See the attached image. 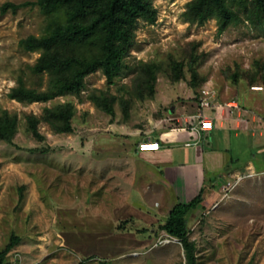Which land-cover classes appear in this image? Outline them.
I'll use <instances>...</instances> for the list:
<instances>
[{"label": "rangeland", "instance_id": "1", "mask_svg": "<svg viewBox=\"0 0 264 264\" xmlns=\"http://www.w3.org/2000/svg\"><path fill=\"white\" fill-rule=\"evenodd\" d=\"M6 1L35 0H0V7ZM150 1L155 20H138L133 47L120 56L111 81L98 68L78 90L45 101H19L9 92L19 78L38 92L56 91V71L33 70L41 51L19 45L28 35H48L49 18L37 5L0 10L2 263L188 264L182 242L158 229L164 211L129 214L124 172L116 160L100 157L98 146L180 126L175 117L195 111L202 88L223 107L252 111L261 125L258 145L242 137L234 146L240 164L264 155V13L254 0H224L235 20L220 32L217 13L198 22L192 12L198 0ZM55 18L65 23L67 10ZM104 44L100 36L93 46L59 50L89 59L102 55ZM51 113L68 117L71 130H61L65 121ZM240 176L231 193L191 212L187 238L195 264H264V172Z\"/></svg>", "mask_w": 264, "mask_h": 264}, {"label": "crops", "instance_id": "2", "mask_svg": "<svg viewBox=\"0 0 264 264\" xmlns=\"http://www.w3.org/2000/svg\"><path fill=\"white\" fill-rule=\"evenodd\" d=\"M191 113L188 109V114ZM203 113L212 119L213 127L199 129L194 135L186 122L189 117L177 116L178 127L144 131L123 142L114 136L99 143L98 153H102L99 156L116 160L124 172L127 181L124 200L131 216L164 211L166 217L175 203L189 202L200 192L203 195L200 205H211L225 182H234L246 172H264L262 147L259 149L262 155L256 153L243 164L233 150L234 146L238 149L244 137L253 145L260 142L258 136L263 129L256 124L252 111L221 106L204 109ZM143 140L158 141L160 148L141 152L137 144Z\"/></svg>", "mask_w": 264, "mask_h": 264}, {"label": "trees", "instance_id": "3", "mask_svg": "<svg viewBox=\"0 0 264 264\" xmlns=\"http://www.w3.org/2000/svg\"><path fill=\"white\" fill-rule=\"evenodd\" d=\"M257 7L264 13V0H254ZM27 4L37 5L49 18V34L43 36L28 35L19 40L21 48L27 51L40 50L41 55L33 66L37 73L44 71L55 72L58 76L54 80L56 91L52 93L38 92L36 89L24 85L22 78L18 84L11 88L9 97L19 101H45L54 95L80 88L82 79L90 72L101 68L111 81L112 73L121 68L120 56L133 47V28L138 20L153 23L155 10L150 0H35L33 2L14 3L4 2L0 10L15 12L18 8ZM63 9L67 10L65 23L57 21L55 16ZM200 24L204 23L208 15L217 13L220 18L219 31L235 20V15L224 5V0H198L192 6ZM95 14L94 17H91ZM103 38L104 45L102 55H95L88 59L83 55H68L63 57L61 47L89 45L93 46L95 39ZM73 69V70H72ZM72 70V75L66 72ZM65 73V74H64ZM52 114V113H51ZM55 120L65 121L61 130H71L68 117L56 116ZM5 128V127H4ZM5 134V130L1 131ZM203 200L202 192L189 202H177L168 212L166 218L158 225L171 237L180 240L186 252L188 264H195L194 244L188 240V219L191 212ZM134 218L125 219L117 225L122 228ZM17 238H13L9 246L13 245ZM0 253V264L2 263Z\"/></svg>", "mask_w": 264, "mask_h": 264}, {"label": "built area", "instance_id": "4", "mask_svg": "<svg viewBox=\"0 0 264 264\" xmlns=\"http://www.w3.org/2000/svg\"><path fill=\"white\" fill-rule=\"evenodd\" d=\"M252 90H262L263 87L261 85H253L251 86ZM222 104L216 102L214 99V95L211 94V91L208 88L201 89V96L196 103V108L193 113L189 116L190 121V131L194 135L196 131L200 130H210L213 127L212 119L206 117L203 113L204 109H212V108H219ZM190 144V143H188ZM160 148V143L158 141H148L143 140L138 142L137 149L141 152L144 151H156ZM241 177L239 176L236 181L231 182L227 181L223 185H221V192L223 195L229 194L233 187L240 181Z\"/></svg>", "mask_w": 264, "mask_h": 264}]
</instances>
